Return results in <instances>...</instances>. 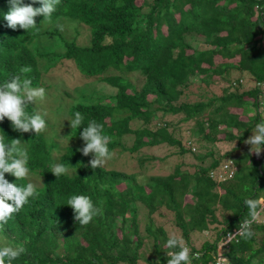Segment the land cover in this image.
Segmentation results:
<instances>
[{
	"label": "trees",
	"instance_id": "1",
	"mask_svg": "<svg viewBox=\"0 0 264 264\" xmlns=\"http://www.w3.org/2000/svg\"><path fill=\"white\" fill-rule=\"evenodd\" d=\"M8 11L9 0H0V83L23 66L34 87H44V73L58 77L71 66L86 80L84 102L70 109L85 121L61 162L42 136L14 131L42 181L0 232V246L25 248L13 264H167L170 230L191 249L192 264L214 261L219 241L246 217L245 199L264 196V151L250 154L245 144L264 118V0H60L39 34L10 29ZM35 19L40 26L44 18ZM215 81L220 94L210 89ZM195 85L210 96L190 99ZM90 120L111 138L112 157L95 171L87 166L93 157L78 151ZM163 145L197 163L146 175L156 158L143 150ZM227 161L236 171L220 181ZM56 163L70 169L59 180L50 171ZM72 195L90 197L101 214L81 227L67 205ZM252 231L224 246L229 264H264V215Z\"/></svg>",
	"mask_w": 264,
	"mask_h": 264
},
{
	"label": "clouds",
	"instance_id": "2",
	"mask_svg": "<svg viewBox=\"0 0 264 264\" xmlns=\"http://www.w3.org/2000/svg\"><path fill=\"white\" fill-rule=\"evenodd\" d=\"M34 4H39L41 7H33ZM59 4L60 0H31L30 4H25L24 0H9V11L4 14L3 18L7 26L14 31L21 29L28 34L30 32L39 34L41 26L51 21ZM40 16L44 19L38 26L35 18ZM55 26L62 32L69 27L68 24L65 26L56 24ZM73 69L76 76H80L79 79L83 82L73 93L71 104L61 96L65 92L64 89L57 88L60 85L53 89L48 86L50 83L47 85L52 75L43 74L42 81L46 89L42 86L34 87L32 79L27 76L32 71L30 66L21 67L15 76L0 83V232H5V226L13 216L21 212L30 198L38 195L35 183L42 181L40 176L30 172L26 143L21 137L15 139L14 131L37 137L42 136L48 144L52 158L59 162H61L60 158L63 156L64 149L76 143L72 134L74 130H80L85 116L80 111H76L73 117L70 109L77 103L84 102L78 97L80 96L78 90L84 84L86 85V80L81 77L77 68L73 66ZM261 110L264 111V106ZM66 114L70 117L68 122L63 120ZM79 135L84 146L78 151L85 157H93L87 166H90L93 171L103 168L112 157V151L109 148L111 138L104 134L103 125L90 120L83 131H79ZM245 144L250 146V154L260 156L264 151V118L252 129V135L245 140ZM227 162L235 163L234 161ZM71 168L75 167L71 166ZM232 168L235 172L234 165ZM50 171L59 180L61 176L67 175L70 169L63 163H56L51 166ZM6 174L12 175L17 181L26 180V186L10 183L5 178ZM244 204L248 209L247 215L241 220L235 233L229 232L219 241L214 264H229V260L224 258L222 251L226 244L232 243L237 238L249 240L254 235L252 225L259 222L261 216L264 215V196L246 198ZM67 205L73 209L74 219L81 227L87 226L101 214V208L95 206L91 198L85 195L70 196ZM164 248L168 249L166 251L167 264H192L191 249L186 246L182 238H177L174 234L169 235ZM24 252L23 247L7 244L0 246V264H13V261L19 259ZM195 255L199 257L200 253L197 252ZM156 264H160V261L157 260Z\"/></svg>",
	"mask_w": 264,
	"mask_h": 264
},
{
	"label": "rangeland",
	"instance_id": "3",
	"mask_svg": "<svg viewBox=\"0 0 264 264\" xmlns=\"http://www.w3.org/2000/svg\"><path fill=\"white\" fill-rule=\"evenodd\" d=\"M70 30V29H69ZM71 30L69 31L68 34H71ZM77 77V78H76ZM80 76H76V72L72 69L68 74H64L61 76H52L50 81L48 79L47 81V85L49 87H51V89H53V87H57V85H60V87H57L59 89H64V94L61 96H63V98L70 102L73 101V93H75V91L79 88V86L82 85L83 80L79 79ZM141 77L136 76L134 77V83L138 86L141 85ZM221 88L222 85L220 83V81H215L214 84L212 85V87H210V89L218 94L221 93ZM53 91V90H52ZM203 91H205L204 93L206 94V96H210L209 92V88L208 87H202L200 89V87H198L197 85L191 87L190 89V99H194V97H196L197 94L202 93ZM46 96L48 97V94H46ZM52 100H50L51 102ZM64 121H69L70 117L68 116V114L65 115ZM165 120L167 121H173L175 120V118H173L172 116H167L165 118ZM60 123V121H59ZM70 127V124H69ZM57 129H59L58 126H56ZM182 133L185 135V129H183L182 126ZM187 133V131H186ZM187 137V135L185 136V138ZM197 146V144H195ZM175 148L173 147H168V146H159V147H154V148H147L143 150V153L146 154L148 157H155V160H151V161H147V170L145 172L146 175L148 176H152V175H161V176H165L170 174L173 169L176 167L177 164H182L185 163L187 166L186 168L191 169L190 165H193L195 163H197V161L194 159V157L191 154H186L184 156H180L177 154V152H175ZM198 151V150H197ZM196 151V152H197ZM198 153V152H197ZM185 168V169H186ZM160 224H162V222H164L163 219H159ZM159 224V225H160ZM170 234H174L179 236V233L176 230H170ZM150 254V253H148Z\"/></svg>",
	"mask_w": 264,
	"mask_h": 264
},
{
	"label": "built area",
	"instance_id": "4",
	"mask_svg": "<svg viewBox=\"0 0 264 264\" xmlns=\"http://www.w3.org/2000/svg\"><path fill=\"white\" fill-rule=\"evenodd\" d=\"M234 174V168H232V163L225 165L221 171H219L216 175L218 177V180L225 181L227 178L232 177ZM214 177V175L212 176ZM208 264H214V261L208 263Z\"/></svg>",
	"mask_w": 264,
	"mask_h": 264
}]
</instances>
